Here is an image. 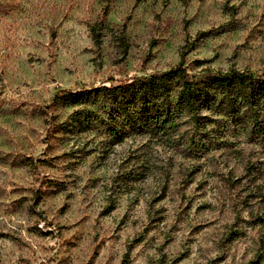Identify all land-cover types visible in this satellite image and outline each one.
Segmentation results:
<instances>
[{
    "label": "rangeland",
    "instance_id": "374dc122",
    "mask_svg": "<svg viewBox=\"0 0 264 264\" xmlns=\"http://www.w3.org/2000/svg\"><path fill=\"white\" fill-rule=\"evenodd\" d=\"M181 63L264 74V0H0V264H264V147L57 97Z\"/></svg>",
    "mask_w": 264,
    "mask_h": 264
},
{
    "label": "trees",
    "instance_id": "16d2710c",
    "mask_svg": "<svg viewBox=\"0 0 264 264\" xmlns=\"http://www.w3.org/2000/svg\"><path fill=\"white\" fill-rule=\"evenodd\" d=\"M102 96L112 100L108 117L122 124L120 141L128 136L129 129L175 141L188 123L204 129L222 123L225 130H241L264 147V74L210 68L191 73L181 63L118 85L63 90L57 95L72 104L89 103ZM205 110L221 118L202 115Z\"/></svg>",
    "mask_w": 264,
    "mask_h": 264
}]
</instances>
